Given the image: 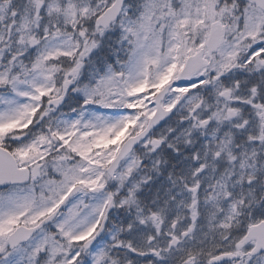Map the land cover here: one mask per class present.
<instances>
[{"label": "snow or ice", "instance_id": "snow-or-ice-1", "mask_svg": "<svg viewBox=\"0 0 264 264\" xmlns=\"http://www.w3.org/2000/svg\"><path fill=\"white\" fill-rule=\"evenodd\" d=\"M0 264H264V0H0Z\"/></svg>", "mask_w": 264, "mask_h": 264}]
</instances>
